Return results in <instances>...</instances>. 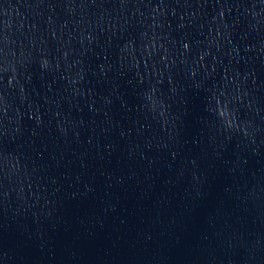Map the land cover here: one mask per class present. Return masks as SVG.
<instances>
[{"label": "water", "instance_id": "water-1", "mask_svg": "<svg viewBox=\"0 0 264 264\" xmlns=\"http://www.w3.org/2000/svg\"><path fill=\"white\" fill-rule=\"evenodd\" d=\"M0 264H264V0H0Z\"/></svg>", "mask_w": 264, "mask_h": 264}]
</instances>
